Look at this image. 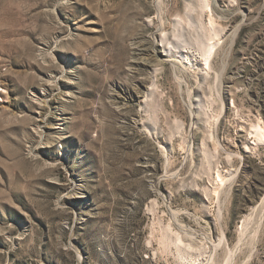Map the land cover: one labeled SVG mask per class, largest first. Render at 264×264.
Returning a JSON list of instances; mask_svg holds the SVG:
<instances>
[{
  "label": "rangeland",
  "instance_id": "obj_1",
  "mask_svg": "<svg viewBox=\"0 0 264 264\" xmlns=\"http://www.w3.org/2000/svg\"><path fill=\"white\" fill-rule=\"evenodd\" d=\"M208 1L211 71L187 0H0V264H264V0Z\"/></svg>",
  "mask_w": 264,
  "mask_h": 264
},
{
  "label": "bare ground",
  "instance_id": "obj_2",
  "mask_svg": "<svg viewBox=\"0 0 264 264\" xmlns=\"http://www.w3.org/2000/svg\"><path fill=\"white\" fill-rule=\"evenodd\" d=\"M208 3H209L208 0H187V7L186 8L188 9V11H195L196 10V12L198 14V16H197L198 21L197 22H199V25L201 27V29H199V30H201V32L196 33V31H195V33H191L190 35L188 34V36H186L185 34L187 33V31H184L185 27L187 26L186 24L187 23H188V25H191V24H190L189 20L186 21V18H182L180 16H177V19L175 21L176 22L175 29L171 32L163 30L162 35L159 37V41L157 43L163 49V55L164 56H167V57L171 56V57L177 59L176 60L177 63H180L182 65H185L186 61H187V63H190L194 67L195 65L191 62L192 61L191 58L189 59V54L186 53V50L190 49L191 47L192 48L194 47L197 52L201 51V55H202L203 60H204L203 62H205L204 66L206 67L207 70L211 71V68L213 67L212 62L214 59V55L217 53V50L219 49V46L221 45V42H220L221 41V35H220L219 30H218L219 27L217 26V24H215L216 21L213 19V17L211 18V20L209 19L210 20L209 26H205L204 22L202 23V21H201L203 19L202 15L206 11V9H205V11L203 12L204 8L207 7L209 9V7H210L208 5ZM215 57H216V55H215ZM143 64L147 65V67L149 66L151 68V70H153L155 72L158 71V68H157L159 65L158 63L144 61ZM159 68H162V67H159ZM159 71H160V69H159ZM154 91L152 90L151 92L156 94V92H154ZM254 134L256 135V137L259 138L260 141L264 142V129L262 126L255 125L254 126ZM206 154H208V152H206ZM220 181H222V180H220ZM165 230H166L165 231L166 233L164 234V235H166L165 238L163 239L161 236V238L163 239L164 248H166L165 246L170 245V243L172 242L171 240L173 239L172 236L170 235L171 234L170 231H167V229H165ZM163 233L164 232H162V234ZM170 236H171V239H169ZM176 237H177V235H176ZM252 237H254V236H252ZM254 238H256V237H254ZM181 241L182 240H180V238L178 240L176 239L173 241V245L175 244V246H177V248L180 251L181 258H183V257H185L186 254L184 255V253L180 249V246L182 245V244H180V243H182ZM160 242H162V240ZM169 248L171 249V247H169ZM184 252H185V250H184Z\"/></svg>",
  "mask_w": 264,
  "mask_h": 264
}]
</instances>
